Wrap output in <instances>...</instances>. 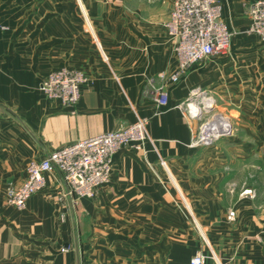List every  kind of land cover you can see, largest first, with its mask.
Here are the masks:
<instances>
[{"label":"crops","instance_id":"1","mask_svg":"<svg viewBox=\"0 0 264 264\" xmlns=\"http://www.w3.org/2000/svg\"><path fill=\"white\" fill-rule=\"evenodd\" d=\"M256 1L221 0L233 37L247 34L246 6ZM65 2L69 12H58ZM171 6L0 0V264H190L197 255L204 264H264V46L233 42L198 62L168 86V106L155 114L148 81L176 68L165 29ZM62 68L88 79L74 106L39 91ZM196 89L233 127L207 147L192 145L182 105ZM135 113L149 119L154 146L119 150L93 198L73 207L59 200L60 176L47 173L23 210L6 204L30 162L130 124Z\"/></svg>","mask_w":264,"mask_h":264},{"label":"built area","instance_id":"2","mask_svg":"<svg viewBox=\"0 0 264 264\" xmlns=\"http://www.w3.org/2000/svg\"><path fill=\"white\" fill-rule=\"evenodd\" d=\"M250 24L247 34L256 36L264 46V0L246 6ZM165 29L173 45L176 68L173 72L159 74L148 81L153 94L155 114L168 106V86L178 84L198 62L224 55L233 33L222 19L221 0H172ZM4 30V28H1ZM87 77L77 70L62 68L51 72L40 84L39 91L50 101L74 106L81 96V88ZM186 116L194 122L193 146H210L232 134L230 118L215 110V100L204 89H196L183 104ZM148 121L135 113L134 122L80 140L48 154L41 161H32L26 167L22 184L10 187L6 192V204L23 210L27 201L44 191V175L57 173L62 190L59 200L68 199L75 206L81 199H91L108 185L112 171L113 156L122 148L144 151L153 141L148 133ZM244 195H251L249 190ZM234 214L229 213L232 220ZM190 264H204L202 255L191 259Z\"/></svg>","mask_w":264,"mask_h":264},{"label":"rangeland","instance_id":"3","mask_svg":"<svg viewBox=\"0 0 264 264\" xmlns=\"http://www.w3.org/2000/svg\"><path fill=\"white\" fill-rule=\"evenodd\" d=\"M54 7L58 9V12H62V11L63 12H69V2H67V3L66 2L65 3H58ZM233 42H236L238 44L249 45V46H252V47H255V48L260 46L258 38L256 36L249 35V34H246V35L240 36V37H233L232 36L230 44H232ZM250 54H254V52L251 51Z\"/></svg>","mask_w":264,"mask_h":264}]
</instances>
